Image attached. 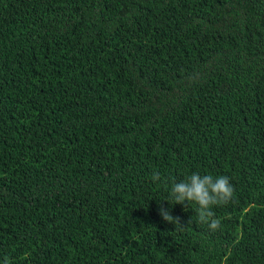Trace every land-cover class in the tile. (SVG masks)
<instances>
[{"label": "trees", "instance_id": "trees-1", "mask_svg": "<svg viewBox=\"0 0 264 264\" xmlns=\"http://www.w3.org/2000/svg\"><path fill=\"white\" fill-rule=\"evenodd\" d=\"M0 264H264V0H0Z\"/></svg>", "mask_w": 264, "mask_h": 264}, {"label": "clouds", "instance_id": "clouds-1", "mask_svg": "<svg viewBox=\"0 0 264 264\" xmlns=\"http://www.w3.org/2000/svg\"><path fill=\"white\" fill-rule=\"evenodd\" d=\"M151 180L155 183L161 181L162 177L158 172H153ZM233 195L234 188L227 176L214 177L211 174L199 173H192L183 180L173 182L170 191V198L174 204L184 205L185 208L195 204L198 222L206 224L213 232L220 226V220L215 217L213 211L214 207L227 204ZM159 215L164 221L183 228L179 217L174 218L171 215V209L160 206Z\"/></svg>", "mask_w": 264, "mask_h": 264}]
</instances>
